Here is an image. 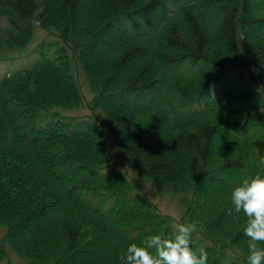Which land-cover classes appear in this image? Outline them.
<instances>
[{
    "label": "trees",
    "instance_id": "trees-1",
    "mask_svg": "<svg viewBox=\"0 0 264 264\" xmlns=\"http://www.w3.org/2000/svg\"><path fill=\"white\" fill-rule=\"evenodd\" d=\"M39 2L63 46L0 81V260L7 246L23 264H123L129 244L195 222L207 264H246L243 214L227 213L232 187L264 172V0ZM37 6L0 0V56L27 44ZM81 107L87 120L29 138L34 118ZM138 182L180 218L127 199Z\"/></svg>",
    "mask_w": 264,
    "mask_h": 264
},
{
    "label": "clouds",
    "instance_id": "clouds-1",
    "mask_svg": "<svg viewBox=\"0 0 264 264\" xmlns=\"http://www.w3.org/2000/svg\"><path fill=\"white\" fill-rule=\"evenodd\" d=\"M33 10L34 24L39 27L38 17L44 12V5L37 0ZM264 164V159L260 161ZM232 207L228 215L237 217L243 214L244 235L248 238L246 264H264V172H256L241 179L230 192ZM198 224L182 223L174 236L165 238L159 234L149 236L138 245L131 243L121 259L123 264H207L208 253L204 249L194 251L191 247L192 234ZM202 230V226H200Z\"/></svg>",
    "mask_w": 264,
    "mask_h": 264
},
{
    "label": "rangeland",
    "instance_id": "rangeland-1",
    "mask_svg": "<svg viewBox=\"0 0 264 264\" xmlns=\"http://www.w3.org/2000/svg\"><path fill=\"white\" fill-rule=\"evenodd\" d=\"M83 2H85V0H80V3L82 4ZM260 35H264V32H260V34H258L257 32H255L254 34V38H256L257 36ZM135 180H137L136 177H134ZM141 189L145 192L146 195H148L150 198L153 199V201L163 210L169 212V213H173L174 215H179V213L181 212L180 207L177 203V200L174 196L169 195L167 193H161V194H155V192H153L152 187H150L148 184L144 183V182H138ZM40 216V215H39ZM31 219L29 217L24 219V224H28L30 223ZM32 222V221H31ZM3 233V229L0 226V236ZM11 257L14 261L16 262H20V260L14 256L13 254H11Z\"/></svg>",
    "mask_w": 264,
    "mask_h": 264
}]
</instances>
